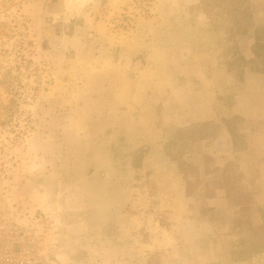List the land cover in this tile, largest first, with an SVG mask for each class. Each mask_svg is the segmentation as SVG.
Listing matches in <instances>:
<instances>
[{
    "label": "rangeland",
    "instance_id": "rangeland-1",
    "mask_svg": "<svg viewBox=\"0 0 264 264\" xmlns=\"http://www.w3.org/2000/svg\"><path fill=\"white\" fill-rule=\"evenodd\" d=\"M0 264H264V0H0Z\"/></svg>",
    "mask_w": 264,
    "mask_h": 264
}]
</instances>
